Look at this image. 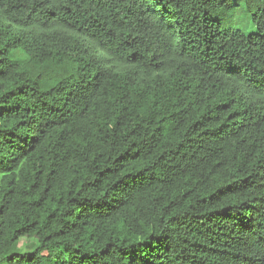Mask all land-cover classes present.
Returning <instances> with one entry per match:
<instances>
[{"label":"trees","instance_id":"obj_1","mask_svg":"<svg viewBox=\"0 0 264 264\" xmlns=\"http://www.w3.org/2000/svg\"><path fill=\"white\" fill-rule=\"evenodd\" d=\"M0 264H264V0H0Z\"/></svg>","mask_w":264,"mask_h":264},{"label":"rangeland","instance_id":"obj_2","mask_svg":"<svg viewBox=\"0 0 264 264\" xmlns=\"http://www.w3.org/2000/svg\"><path fill=\"white\" fill-rule=\"evenodd\" d=\"M253 11L254 8H252L250 4L240 2L224 16V19L235 29H238L246 34L253 33L256 31L255 25L251 19V13ZM30 243L35 244L36 241L30 238L22 237L12 251L23 252L32 249L34 244L29 246L28 244Z\"/></svg>","mask_w":264,"mask_h":264}]
</instances>
